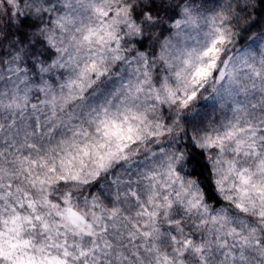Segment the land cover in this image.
<instances>
[{
    "label": "clouds",
    "instance_id": "9594fccd",
    "mask_svg": "<svg viewBox=\"0 0 264 264\" xmlns=\"http://www.w3.org/2000/svg\"><path fill=\"white\" fill-rule=\"evenodd\" d=\"M264 264V0H0V264Z\"/></svg>",
    "mask_w": 264,
    "mask_h": 264
},
{
    "label": "snow or ice",
    "instance_id": "6c2138e0",
    "mask_svg": "<svg viewBox=\"0 0 264 264\" xmlns=\"http://www.w3.org/2000/svg\"><path fill=\"white\" fill-rule=\"evenodd\" d=\"M28 264H33V262L29 261Z\"/></svg>",
    "mask_w": 264,
    "mask_h": 264
}]
</instances>
